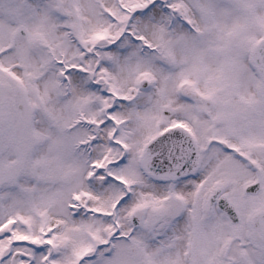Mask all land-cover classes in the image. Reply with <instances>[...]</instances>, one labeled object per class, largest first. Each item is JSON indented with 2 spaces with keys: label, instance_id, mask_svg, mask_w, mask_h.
Wrapping results in <instances>:
<instances>
[{
  "label": "snow or ice",
  "instance_id": "1",
  "mask_svg": "<svg viewBox=\"0 0 264 264\" xmlns=\"http://www.w3.org/2000/svg\"><path fill=\"white\" fill-rule=\"evenodd\" d=\"M0 264H264V0H0Z\"/></svg>",
  "mask_w": 264,
  "mask_h": 264
}]
</instances>
